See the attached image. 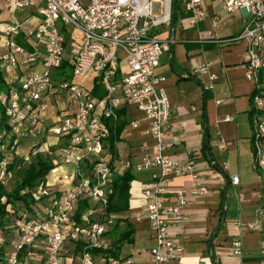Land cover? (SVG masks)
<instances>
[{"label":"built area","instance_id":"1","mask_svg":"<svg viewBox=\"0 0 264 264\" xmlns=\"http://www.w3.org/2000/svg\"><path fill=\"white\" fill-rule=\"evenodd\" d=\"M203 1L0 0L11 10L36 12L27 18V26L0 22V73L5 86L0 90L5 118L0 130V184H13L18 170L37 156L54 155V165L44 179L20 192L29 196L28 205L6 206L10 219L0 228V264H134L131 257L116 262L106 237L115 220L107 210L113 192L111 177L122 174L125 162L119 161L114 168L101 157L109 135L103 119L116 120V111L124 105L144 114L148 133L156 142V154H145L137 166L138 170L157 169L151 175L152 187L143 193L144 210L136 215L137 220L147 221L151 231L153 246L147 263L183 264L184 247L169 232L183 233L187 197L181 189L172 190L170 183L173 178H188L192 196L207 194V188L193 159L180 163L162 153L172 115L164 79L156 69L169 46L154 31L171 24L176 3L193 14L191 24L204 19ZM223 6L227 14L242 11L248 16L244 30L230 41L246 45L245 75L255 84L252 139L257 167L264 172V96L258 82L264 70V0H223ZM202 39L212 40L213 30ZM37 66L41 71L21 77L15 85L16 71ZM197 73L209 75L211 84L218 80L208 65ZM89 76L104 91L101 112L91 93L75 81ZM60 100L66 103L63 108ZM43 124L54 141L37 148L32 142ZM130 127L138 125L134 122ZM23 146L28 147L26 153L20 152ZM90 156L97 159L90 162ZM231 180L238 184L237 176ZM82 204L85 208L80 211ZM258 215L264 224V204ZM236 228L241 233L243 226ZM259 248L264 264V228ZM231 253L242 254L238 235L231 242Z\"/></svg>","mask_w":264,"mask_h":264},{"label":"crops","instance_id":"2","mask_svg":"<svg viewBox=\"0 0 264 264\" xmlns=\"http://www.w3.org/2000/svg\"><path fill=\"white\" fill-rule=\"evenodd\" d=\"M200 9L206 17L191 24L193 14L176 3L171 24L154 31L169 46L156 69L157 75L164 79L172 115L162 153L180 163L193 159L207 188V194L192 196L188 178L171 180L172 190L181 189L186 195L187 206L183 212L186 218L183 233L172 229L169 235L184 247L183 264H261L259 246L264 224L258 209L264 204V172L257 167L250 122L255 84L245 75V43L230 41L244 30L248 16L242 11L225 13L223 0H204ZM208 30H213V39H202ZM202 65L209 66L210 73L218 77L216 82L211 84L209 75L197 73ZM39 71V66L16 71L15 85L21 77ZM86 79L90 80L89 86L82 84ZM75 81L91 93L101 112L104 91L101 96L93 95L91 76ZM259 84L264 95V71L260 73ZM209 86L212 88L205 90ZM65 105L60 100V108ZM119 112L123 113L126 125L115 144V157L109 151L107 139L101 157L114 168L123 160L122 174L128 172L132 181L128 208L112 213L115 220L106 237L112 243L110 255L116 262L131 257L134 264H148V250L153 246L151 231L147 221L137 220L136 215L144 210L143 193L152 187L151 175L157 169L138 170L137 166L145 154L149 157L156 154V142L148 133L144 114L135 106L124 105ZM134 122L138 125L136 129L130 127ZM24 147L21 153H26ZM96 159L90 156L89 161ZM90 162L87 161L88 167ZM232 176L238 177V184L232 183ZM237 225L243 226L241 233ZM245 225L252 228L246 229ZM129 232L131 241L119 243ZM237 235L242 254L233 256L231 242ZM115 245L118 250L113 256Z\"/></svg>","mask_w":264,"mask_h":264},{"label":"trees","instance_id":"3","mask_svg":"<svg viewBox=\"0 0 264 264\" xmlns=\"http://www.w3.org/2000/svg\"><path fill=\"white\" fill-rule=\"evenodd\" d=\"M18 43L23 44V42L18 41ZM24 45V44H23ZM65 67V64L62 65V68ZM264 71V70H263ZM262 72V71H261ZM260 72V73H261ZM258 82L260 83V74ZM260 85V84H259ZM4 80L0 73V90L4 89ZM102 87L98 84H94L92 89V93L94 96H101ZM260 92L262 93V89L260 87ZM100 94V95H99ZM264 96V95H263ZM0 107V114H1ZM253 114V111L250 110V118ZM117 118L116 120L111 119H103L104 124L107 126L109 130V135L107 138L109 151L113 157H115V144L118 141L120 134L122 133L126 123L124 121V115L119 110L116 111ZM5 127V118L1 114L0 117V130ZM52 151H54L52 149ZM20 160H16L19 162ZM54 165L53 158L51 156H37L32 160L30 164L18 170L16 173L15 179L18 177L19 183L9 191H6L5 188L0 184V228L8 222L10 219V213L6 211V206L9 204L17 203L28 205L31 201L29 196H20V192L25 189H33L37 184H39L48 173L49 169ZM132 181V177L128 172H125L121 175L114 174L111 177V185H112V195L109 198L108 204V212L109 213H119L128 208V196H129V185ZM85 204H82L79 208L80 211L84 210ZM15 211V208L13 207ZM131 237V232L125 234L124 239H119V243L122 241H131L129 239ZM118 250L115 245V250L112 252L113 256H116V251Z\"/></svg>","mask_w":264,"mask_h":264},{"label":"rangeland","instance_id":"4","mask_svg":"<svg viewBox=\"0 0 264 264\" xmlns=\"http://www.w3.org/2000/svg\"><path fill=\"white\" fill-rule=\"evenodd\" d=\"M158 10V5L154 4L153 5V12H157ZM32 14H36L35 11H23V12H19V11H14L11 10L8 6H5V3L0 4V22H7V23H20L21 25H26V19L31 17ZM142 25V19L138 20V26L140 27ZM25 26V27H26ZM85 79V78H84ZM88 80L87 82L82 83L85 86H89L90 85V80ZM47 127L46 125L43 124V126L39 127V133L36 136L37 138L35 139V141H33V144H37V148L41 145L42 147L44 146L43 143L49 141L52 142V137L50 135H47L48 133L46 132ZM47 137L48 140H47ZM24 144V143H23ZM22 144V145H23ZM31 143L27 144L29 147ZM27 147V146H25ZM26 150L28 151V147L26 148ZM54 150V149H53ZM26 151V152H27ZM50 151H52V149H50ZM41 156H47L44 154H41ZM51 157L54 159V155L51 154ZM19 183L18 177L15 179V182L11 185H7V186H3L5 188L6 191L11 190L12 188H14L17 184Z\"/></svg>","mask_w":264,"mask_h":264}]
</instances>
